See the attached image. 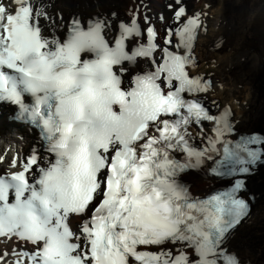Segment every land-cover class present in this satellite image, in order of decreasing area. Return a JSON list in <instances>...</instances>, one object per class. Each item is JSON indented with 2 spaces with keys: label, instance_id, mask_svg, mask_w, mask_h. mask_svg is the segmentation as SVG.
Wrapping results in <instances>:
<instances>
[{
  "label": "snow or ice",
  "instance_id": "1",
  "mask_svg": "<svg viewBox=\"0 0 264 264\" xmlns=\"http://www.w3.org/2000/svg\"><path fill=\"white\" fill-rule=\"evenodd\" d=\"M14 3L18 7L9 13L0 0V100H14L31 112L56 159L33 183L25 173L36 164L35 156L10 179L0 176V236L33 245L27 252H0V264H8V255L15 256L14 264H238L224 244L248 208L237 198L244 181L201 201L175 179L193 165L181 163L173 153H187L199 164L218 151L216 144L232 130L227 123L218 128L205 150L189 143L191 117L212 119L199 97L181 95L207 90L185 71L191 56L162 49L163 62L155 71L137 75L131 90L122 89L123 69L114 71V66L148 56L155 47L128 55L125 37L136 28L122 25L120 39L110 47L112 40L106 42L102 35L107 21H92L85 28L74 19L66 40L49 41L41 33L44 12L36 0ZM175 15L184 16L185 8ZM199 26L196 14L179 33L182 40H191ZM147 33L156 36L150 27ZM22 93L34 97L31 109L23 105ZM259 142L253 136L230 149L223 140V151L236 164H251L259 154L249 145ZM94 204L76 236L66 223L69 214H84ZM167 244L173 248L138 250Z\"/></svg>",
  "mask_w": 264,
  "mask_h": 264
},
{
  "label": "bare ground",
  "instance_id": "2",
  "mask_svg": "<svg viewBox=\"0 0 264 264\" xmlns=\"http://www.w3.org/2000/svg\"><path fill=\"white\" fill-rule=\"evenodd\" d=\"M69 1V3H68ZM126 0H50L53 10L59 9L66 22L65 28L56 22L60 34L66 29L73 14L83 15L92 11L109 12L115 9L122 13ZM218 10L217 0H199L208 14V21L214 24L203 35L198 46L201 65H214V80L218 84L209 101L218 104L228 101L235 109L234 121L240 132H253V125L264 128V86L263 92L256 90L264 84V0H222ZM145 2V1H144ZM195 1H191L194 5ZM90 5L88 9L86 5ZM210 8H207V7ZM162 11V6L153 8ZM51 21V19H48ZM207 24V18L205 19ZM222 73L219 77V71ZM246 94V97H245ZM17 132L28 136V132L18 128ZM7 123L0 121V140L13 145L14 139ZM29 137V136H28ZM188 181L197 195L210 192L217 187L213 178L193 173ZM264 183V167L251 179L250 184ZM255 204L250 216L230 236L228 245L247 264H264V187L258 188Z\"/></svg>",
  "mask_w": 264,
  "mask_h": 264
},
{
  "label": "rangeland",
  "instance_id": "3",
  "mask_svg": "<svg viewBox=\"0 0 264 264\" xmlns=\"http://www.w3.org/2000/svg\"><path fill=\"white\" fill-rule=\"evenodd\" d=\"M222 2H223L222 0L221 1L220 0H217V9L216 10H218L220 8ZM218 71H219V77H220L222 73L220 72V70H218ZM263 86H264V84L258 85L256 87V90L259 91V92H263L262 89H261ZM245 97H246V94H245Z\"/></svg>",
  "mask_w": 264,
  "mask_h": 264
}]
</instances>
